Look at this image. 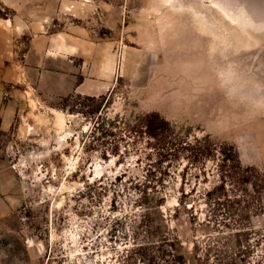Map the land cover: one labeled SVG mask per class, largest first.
<instances>
[{
    "label": "rangeland",
    "instance_id": "374dc122",
    "mask_svg": "<svg viewBox=\"0 0 264 264\" xmlns=\"http://www.w3.org/2000/svg\"><path fill=\"white\" fill-rule=\"evenodd\" d=\"M24 3L114 40L121 76L104 99L26 89L0 116V264H264V191L227 160L264 176V0ZM148 113L210 152L158 163Z\"/></svg>",
    "mask_w": 264,
    "mask_h": 264
},
{
    "label": "crops",
    "instance_id": "0c3cea01",
    "mask_svg": "<svg viewBox=\"0 0 264 264\" xmlns=\"http://www.w3.org/2000/svg\"><path fill=\"white\" fill-rule=\"evenodd\" d=\"M26 6L24 0H0V12H14L11 17L0 14V87L11 98L0 112L3 128L11 125L15 99L26 89L59 99L99 98L112 92L121 76L117 54L109 45L114 40L93 39L83 25L50 32L49 18L31 19Z\"/></svg>",
    "mask_w": 264,
    "mask_h": 264
},
{
    "label": "trees",
    "instance_id": "16d2710c",
    "mask_svg": "<svg viewBox=\"0 0 264 264\" xmlns=\"http://www.w3.org/2000/svg\"><path fill=\"white\" fill-rule=\"evenodd\" d=\"M104 99V96L100 97ZM136 132L143 133L150 140H153V151L158 157V163L165 162L167 160L178 158L182 151H189L191 158L205 157L208 154L206 148L209 144L207 140L195 139L193 145L191 143H185L186 147H181V144H177L171 141L173 137V129L168 121L160 117L157 113H148L138 118V123L134 127ZM151 157V156H149ZM228 162L233 165L231 171L233 175L237 174L238 182L245 186L253 185L261 191H264V176L254 169H242L240 167L237 154L233 152L230 157H227ZM158 164V165H160ZM236 172V173H235ZM233 178V177H231Z\"/></svg>",
    "mask_w": 264,
    "mask_h": 264
},
{
    "label": "built area",
    "instance_id": "2783aa9c",
    "mask_svg": "<svg viewBox=\"0 0 264 264\" xmlns=\"http://www.w3.org/2000/svg\"><path fill=\"white\" fill-rule=\"evenodd\" d=\"M8 96H9L8 91H4V92H3V99H4V100L7 99Z\"/></svg>",
    "mask_w": 264,
    "mask_h": 264
}]
</instances>
